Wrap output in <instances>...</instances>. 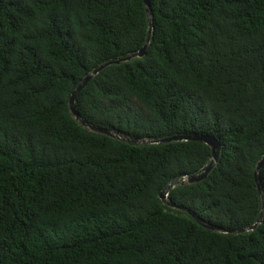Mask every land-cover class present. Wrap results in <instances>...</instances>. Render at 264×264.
<instances>
[{
    "label": "trees",
    "instance_id": "obj_1",
    "mask_svg": "<svg viewBox=\"0 0 264 264\" xmlns=\"http://www.w3.org/2000/svg\"><path fill=\"white\" fill-rule=\"evenodd\" d=\"M149 2L0 0V264H264V0ZM150 24L76 110L197 183L70 112Z\"/></svg>",
    "mask_w": 264,
    "mask_h": 264
},
{
    "label": "water",
    "instance_id": "obj_2",
    "mask_svg": "<svg viewBox=\"0 0 264 264\" xmlns=\"http://www.w3.org/2000/svg\"><path fill=\"white\" fill-rule=\"evenodd\" d=\"M144 1H145L146 6H147L148 14H151V6H150L149 0H144ZM151 39H152V26L150 24V30H149V33H148V36L146 39V44L139 52H137L136 54H133L131 56H128L126 58L120 59V60H115V61L104 63V64L100 65L98 68L94 69L90 75L85 77L84 80L77 86V88L75 89V91L72 93V95L70 97V100H69L70 112L76 120H78L84 127H88L91 131L96 132V133H100L103 135H107L110 137L123 139L124 141L134 143V144L154 145V144H163V143H170V142H181V141H199V142L205 143L212 150V160L210 162V165L206 168V170L202 174L197 175V176H193V177H187L181 181V184L197 183V182L203 181L208 176V174L211 172L214 164H216L218 162L219 156H220L221 144L214 136H176V137L163 138V139H158V140H139V139L131 140L127 137L122 138L120 135L115 134L112 131L104 129V128L96 127L93 125L87 126L86 122L81 118L80 114L76 110V99H77L78 95L81 93V91L83 90V88L89 83L90 80H92L104 68H106L108 66L118 65L122 62H128V61H131L132 59H135V58L144 57L146 54V51L149 47V44L151 42ZM263 164H264V158L258 163L256 170L254 172L255 179L257 182H258V173H259V170L261 169V167L263 166ZM170 187H171V184L168 185L169 189H170ZM259 191H260V193H262L260 186H259ZM167 196H168V193L164 191L161 193L160 199L165 202V201H167ZM179 209L185 211V208L179 207ZM263 209H264V204H263ZM263 216H264V213L262 212L260 214L258 220L256 221V223L249 228H243V229H238V230L231 229V230L221 231V230H217V229L212 228V227H208V226H205V227H207L213 231L227 233V234L246 233L249 231H253L260 223H262L263 222Z\"/></svg>",
    "mask_w": 264,
    "mask_h": 264
}]
</instances>
